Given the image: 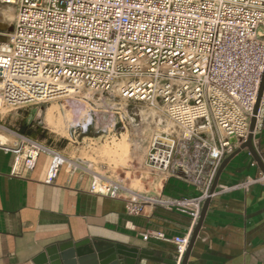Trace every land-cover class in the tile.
<instances>
[{"label":"built area","instance_id":"obj_1","mask_svg":"<svg viewBox=\"0 0 264 264\" xmlns=\"http://www.w3.org/2000/svg\"><path fill=\"white\" fill-rule=\"evenodd\" d=\"M16 8L12 30L0 43V110L22 109L81 93H111L165 107L177 132L150 141L146 165L161 176L137 192L93 176L90 191L122 198L126 212L147 206L185 214L182 235L156 238L175 245L182 264L207 198L248 191L264 173L216 187L223 160L247 140L264 72V0H0ZM69 90V91H68ZM74 90V91H72ZM254 138L264 122V88ZM14 136L12 175L50 159L46 183L63 167L76 171L55 145L4 126ZM1 143V142H0ZM180 178L192 196L164 193ZM149 237L147 233L143 235Z\"/></svg>","mask_w":264,"mask_h":264},{"label":"crops","instance_id":"obj_2","mask_svg":"<svg viewBox=\"0 0 264 264\" xmlns=\"http://www.w3.org/2000/svg\"><path fill=\"white\" fill-rule=\"evenodd\" d=\"M0 121L8 127L2 117ZM13 141L14 136L0 128V264H36L47 248L85 239L96 252L124 244L145 251L144 264H176L175 245L154 235H182L190 223L187 215L151 206L130 215L122 198L90 191L89 172L66 166L55 183H46L50 159L45 154L33 170L12 175L13 157L7 148ZM254 145L264 161V122ZM260 171L250 151L241 149L223 168L218 188ZM163 191L175 196L197 193L177 177L164 179ZM187 264H264V183L211 198Z\"/></svg>","mask_w":264,"mask_h":264},{"label":"rangeland","instance_id":"obj_3","mask_svg":"<svg viewBox=\"0 0 264 264\" xmlns=\"http://www.w3.org/2000/svg\"><path fill=\"white\" fill-rule=\"evenodd\" d=\"M2 13L7 17L8 27L0 26V43L13 28L16 8L0 3ZM49 108L55 110V120L61 121L65 131L56 132L46 120ZM61 109L64 114L60 117ZM0 117L14 130L26 123L34 125L33 129H40L36 137L60 149L70 163L78 167L77 171L89 172L92 178L97 176L102 180L119 182L124 188L137 192L150 190L161 179L146 165L151 139L161 132L179 130L168 118L163 105L127 101L117 91L101 94L83 89L78 95L60 100L22 109L3 108ZM123 136L127 137L128 151L121 157L106 154L112 140L118 143Z\"/></svg>","mask_w":264,"mask_h":264},{"label":"water","instance_id":"obj_4","mask_svg":"<svg viewBox=\"0 0 264 264\" xmlns=\"http://www.w3.org/2000/svg\"><path fill=\"white\" fill-rule=\"evenodd\" d=\"M6 39V38H5ZM5 41V40H4ZM264 88V72L262 75L261 85L258 93L257 104L254 109V116L251 120L250 133L246 141H244L239 148L228 155L222 162L210 193H213L218 186L219 176L229 162L241 149H248L253 158L258 163L261 171L264 173V161L254 145V131L256 126V114L259 108L262 91ZM211 197L207 198L201 212L200 220L192 235L188 250L185 254L182 264H187L190 251L193 247L195 239L203 224L205 214L209 207ZM142 258H147L145 251H140L135 247H130L124 244L113 245L108 249L96 252L93 242L89 239L81 241H69L60 245H54L41 253L36 259V264H144L141 262Z\"/></svg>","mask_w":264,"mask_h":264},{"label":"bare ground","instance_id":"obj_5","mask_svg":"<svg viewBox=\"0 0 264 264\" xmlns=\"http://www.w3.org/2000/svg\"><path fill=\"white\" fill-rule=\"evenodd\" d=\"M6 18L3 16V13L0 14V26L7 28L8 25H7V22H6ZM72 91H74V90H72ZM54 112H55V110H52L51 108H49L48 112L46 113V120H48L49 124H51L54 127V130L56 132H61L62 130H64L63 129V125H62L61 121L55 120ZM56 112H58V111H56ZM62 113L64 114L63 109L60 110V117H61ZM89 119H90V116H88V120ZM83 123L85 124L86 122H83ZM73 124H75V122H73ZM126 136H127V134H126ZM126 136H123L121 138L120 142H118V143H116L115 140H112L111 146L110 147L108 146L106 151H105L106 154L114 155V156H116V155L118 156L119 155V157H121L123 153L127 152L128 148H129L128 147L129 144H128V140H127ZM120 151H122V152H120Z\"/></svg>","mask_w":264,"mask_h":264},{"label":"trees","instance_id":"obj_6","mask_svg":"<svg viewBox=\"0 0 264 264\" xmlns=\"http://www.w3.org/2000/svg\"><path fill=\"white\" fill-rule=\"evenodd\" d=\"M21 130L25 133V134H29L33 137H36L39 133H40V129H33L32 126H30L29 124H23L21 126Z\"/></svg>","mask_w":264,"mask_h":264}]
</instances>
